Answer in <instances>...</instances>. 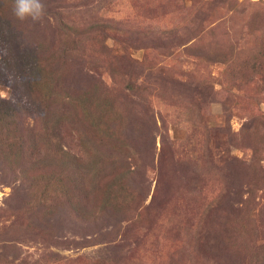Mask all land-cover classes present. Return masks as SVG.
<instances>
[{"label": "rangeland", "instance_id": "obj_1", "mask_svg": "<svg viewBox=\"0 0 264 264\" xmlns=\"http://www.w3.org/2000/svg\"><path fill=\"white\" fill-rule=\"evenodd\" d=\"M43 3L0 0V264H264V0Z\"/></svg>", "mask_w": 264, "mask_h": 264}, {"label": "clouds", "instance_id": "obj_2", "mask_svg": "<svg viewBox=\"0 0 264 264\" xmlns=\"http://www.w3.org/2000/svg\"><path fill=\"white\" fill-rule=\"evenodd\" d=\"M12 11L19 21H39L45 14L43 0H14Z\"/></svg>", "mask_w": 264, "mask_h": 264}, {"label": "trees", "instance_id": "obj_3", "mask_svg": "<svg viewBox=\"0 0 264 264\" xmlns=\"http://www.w3.org/2000/svg\"><path fill=\"white\" fill-rule=\"evenodd\" d=\"M6 58H0V84L3 82V77H1L2 75H1V70L3 69V64L6 62ZM38 73V72H37ZM37 75H39V74H37ZM35 79V81H36V78H34Z\"/></svg>", "mask_w": 264, "mask_h": 264}]
</instances>
